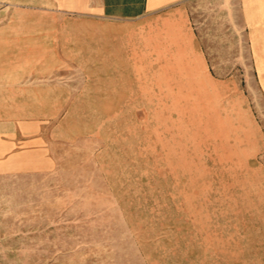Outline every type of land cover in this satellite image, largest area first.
<instances>
[{
  "label": "rangeland",
  "instance_id": "rangeland-1",
  "mask_svg": "<svg viewBox=\"0 0 264 264\" xmlns=\"http://www.w3.org/2000/svg\"><path fill=\"white\" fill-rule=\"evenodd\" d=\"M221 7L204 2L194 12L206 26L208 75L193 60L190 68L160 59L159 69L145 60L143 91L100 93L85 101L91 106L74 109L82 137L65 149L64 172L0 182V264L55 256L9 252L25 237L8 232L39 227L45 220L37 213L62 215L49 222L63 231L57 254L64 264L76 258L183 264L186 245L198 243L207 227L223 229L224 242L238 231L241 242L264 246L256 182L264 165L262 81L249 74L243 29L223 10L217 22L210 16ZM30 238L38 248L40 237Z\"/></svg>",
  "mask_w": 264,
  "mask_h": 264
},
{
  "label": "crops",
  "instance_id": "crops-1",
  "mask_svg": "<svg viewBox=\"0 0 264 264\" xmlns=\"http://www.w3.org/2000/svg\"><path fill=\"white\" fill-rule=\"evenodd\" d=\"M212 1L222 6L210 14L214 21L223 10L246 34L249 74L261 77L264 96V0H0V182L42 181L64 172L65 149L82 137L74 109L91 106L85 101L100 93L110 98L112 92L143 91L145 60L157 61V69L160 59L183 60L190 68L193 60L199 74L208 75L206 26L194 12L197 4ZM258 166L264 199V165ZM32 216L25 212L24 219ZM34 216L45 222L11 229L8 236H24L25 243L9 252L38 249L55 253L41 264H64L57 254L63 231L49 222L62 215ZM222 232L201 228L199 242L186 245L183 264H264V246L241 242L238 231L224 242ZM28 236L40 237L38 248ZM18 262L8 264H38ZM65 264L97 262L76 258Z\"/></svg>",
  "mask_w": 264,
  "mask_h": 264
}]
</instances>
